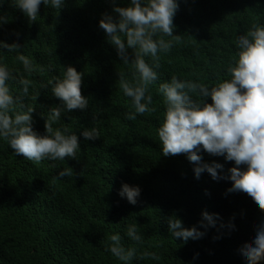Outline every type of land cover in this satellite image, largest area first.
<instances>
[{"label":"trees","instance_id":"16d2710c","mask_svg":"<svg viewBox=\"0 0 264 264\" xmlns=\"http://www.w3.org/2000/svg\"><path fill=\"white\" fill-rule=\"evenodd\" d=\"M128 3L116 0V6ZM178 4L173 34L180 39L170 53L161 54L160 78L149 88L156 111L131 121L124 119V113L134 109L118 80L119 73L132 80L131 66L122 64L98 26L104 14L115 18L112 0H66L59 13L42 4L35 22H29L10 0L0 6V15L9 18L0 27V41L21 45V54L38 69L26 75L16 53L0 50L4 63L32 81L30 94L39 93L36 101H24L26 107L35 108L33 130L44 135L42 115L47 119L49 108L60 103L41 83L62 76L64 67L83 73L81 94L89 99L87 109L72 110L52 124L54 130L66 128L77 134V159L33 163L0 140V264H120L105 251L108 237L117 232L126 248L137 247L138 255L146 250L160 257L137 258L133 264H246L240 251L252 244L264 210L245 193H227L231 181H213L207 173L196 179L193 164L183 154L161 155L157 129L164 105L157 89L172 75L209 86L229 78L237 36L246 34L253 23L264 25V0H178ZM133 55L129 49L130 62ZM10 88L16 92L19 85L10 82ZM93 126L100 133L98 139L80 136ZM200 155L204 162L223 164L225 174L235 166L222 156ZM67 167L73 169V177L58 179V170ZM123 183L140 187L136 205L118 195ZM202 211L219 215L216 228L187 243L171 237L168 217L175 215L191 227ZM229 222L235 230L227 227ZM133 223L142 234V245L125 235ZM216 236L220 238L213 239Z\"/></svg>","mask_w":264,"mask_h":264},{"label":"clouds","instance_id":"9594fccd","mask_svg":"<svg viewBox=\"0 0 264 264\" xmlns=\"http://www.w3.org/2000/svg\"><path fill=\"white\" fill-rule=\"evenodd\" d=\"M4 3L5 0H0V6ZM112 3L115 18L104 14L98 26L122 64L131 66L132 80L127 79L124 73H119L118 79L120 90L130 99L134 109L124 113V119L131 121L138 115L156 111L149 88L160 78L161 54L170 53L180 39L179 35L173 34V19L179 4L178 0H129L126 7L116 6V0ZM10 4L19 9L29 22H35L42 4L59 13L66 0H10ZM8 22L9 18L0 15V27ZM235 45L238 51L236 59L227 68L229 78L209 86L172 75L168 81L159 83L157 92L162 96L164 116L157 135L163 157L183 154L193 164L196 179L207 173L213 181H231L227 193H245L260 210H264V25L253 23L246 34L237 36ZM3 49L17 54L16 60L22 64L24 74L31 75L38 70L30 57L21 54V45L0 41V50ZM129 49L134 54L131 62ZM3 53L0 51V140L7 141L15 155H22L33 163L65 161V157L77 159L80 151L77 134H69L66 128L54 130L52 124L59 122L63 114L89 107V99L81 94L83 73L67 66L62 76H54L41 83L45 91L50 87L51 96L60 103L49 108L47 119L42 115L45 134L39 135L33 130L32 113L35 108L26 107L24 103L26 98L36 101L39 93L33 90L30 94L32 81L4 63ZM10 82L19 85L16 92L11 90ZM208 98L211 103L207 102ZM80 136L94 141L100 133L93 126L84 128ZM201 152L222 156L235 166L225 174L223 164L204 162ZM73 175V169L67 167L58 170L56 177L63 179ZM140 194L139 186L127 183H123L118 192L132 205L137 204ZM219 219L218 214L202 211L197 225L191 227H185L175 215L168 217L166 222L171 237L187 243L202 239L209 228L217 227ZM219 227L224 228L225 225L221 223ZM227 227L235 230L231 222ZM125 235L134 244H143L136 223L127 226ZM108 241L105 251L120 264H133L137 258L160 259L153 251L145 250L138 255L137 247L126 248L118 232L111 234ZM240 255L246 264L264 261V220L257 225L252 244L242 248ZM197 257L198 253L193 259Z\"/></svg>","mask_w":264,"mask_h":264}]
</instances>
